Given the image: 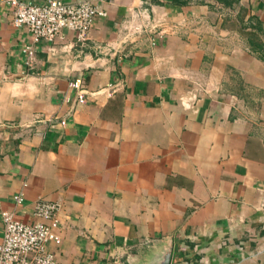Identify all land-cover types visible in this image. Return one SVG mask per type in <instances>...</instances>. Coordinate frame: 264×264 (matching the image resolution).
Here are the masks:
<instances>
[{
  "label": "crops",
  "instance_id": "crops-1",
  "mask_svg": "<svg viewBox=\"0 0 264 264\" xmlns=\"http://www.w3.org/2000/svg\"><path fill=\"white\" fill-rule=\"evenodd\" d=\"M90 1L87 41L29 63L0 0V243L3 212L47 201L56 264H151L168 239L170 264H264V62L222 26L243 9L264 32V0Z\"/></svg>",
  "mask_w": 264,
  "mask_h": 264
},
{
  "label": "built area",
  "instance_id": "built-area-1",
  "mask_svg": "<svg viewBox=\"0 0 264 264\" xmlns=\"http://www.w3.org/2000/svg\"><path fill=\"white\" fill-rule=\"evenodd\" d=\"M5 4L13 9L14 26L23 27L30 35V44L22 49L29 63L34 58L35 45L52 44L61 38L63 31L73 32L76 42L82 44L87 41L95 18L105 16L90 0L77 3L46 0L41 5L21 0H5ZM71 87L77 91V102H84L80 81H74ZM190 98L196 99V95ZM15 200L22 202L19 196ZM57 211L58 205L55 202H37L32 210L31 223L22 222L13 213L3 212L0 264H56L47 245H57L61 241L57 233Z\"/></svg>",
  "mask_w": 264,
  "mask_h": 264
},
{
  "label": "trees",
  "instance_id": "trees-1",
  "mask_svg": "<svg viewBox=\"0 0 264 264\" xmlns=\"http://www.w3.org/2000/svg\"><path fill=\"white\" fill-rule=\"evenodd\" d=\"M188 0H173V4L183 5ZM224 10L234 14V5L237 4L236 0H214ZM235 16L227 17L223 20L224 23H235V27L238 32L246 36V43L249 50L254 54L260 61L264 62V40L261 38L264 36V32L261 28L260 22L256 18H247L244 20L245 12L240 9Z\"/></svg>",
  "mask_w": 264,
  "mask_h": 264
},
{
  "label": "water",
  "instance_id": "water-1",
  "mask_svg": "<svg viewBox=\"0 0 264 264\" xmlns=\"http://www.w3.org/2000/svg\"><path fill=\"white\" fill-rule=\"evenodd\" d=\"M172 253V240L168 239L158 253L152 259L151 264H170Z\"/></svg>",
  "mask_w": 264,
  "mask_h": 264
},
{
  "label": "rangeland",
  "instance_id": "rangeland-1",
  "mask_svg": "<svg viewBox=\"0 0 264 264\" xmlns=\"http://www.w3.org/2000/svg\"><path fill=\"white\" fill-rule=\"evenodd\" d=\"M225 24H226V26H229L233 31H235V33L237 34L238 39H239V42H240L241 45L242 44H246L247 45V43H246V36L238 32L237 28L235 27V23L229 22V23H225ZM228 72L234 74V72L232 71V68L231 67L228 69ZM232 77L235 79L234 82H236L237 76H234L233 75Z\"/></svg>",
  "mask_w": 264,
  "mask_h": 264
}]
</instances>
